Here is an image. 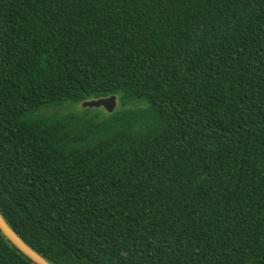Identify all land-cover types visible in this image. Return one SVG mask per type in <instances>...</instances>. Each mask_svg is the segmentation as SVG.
Returning <instances> with one entry per match:
<instances>
[{"label": "trees", "instance_id": "obj_1", "mask_svg": "<svg viewBox=\"0 0 264 264\" xmlns=\"http://www.w3.org/2000/svg\"><path fill=\"white\" fill-rule=\"evenodd\" d=\"M0 214L51 264H264V0H0Z\"/></svg>", "mask_w": 264, "mask_h": 264}, {"label": "water", "instance_id": "obj_2", "mask_svg": "<svg viewBox=\"0 0 264 264\" xmlns=\"http://www.w3.org/2000/svg\"><path fill=\"white\" fill-rule=\"evenodd\" d=\"M117 97L111 96L108 98H100L97 100L86 101L83 103L85 108H100L103 107L108 113H113L117 108ZM0 230L5 235V237L18 248L26 257H28L35 264H51L40 254L29 247L8 225L3 216L0 214Z\"/></svg>", "mask_w": 264, "mask_h": 264}, {"label": "rangeland", "instance_id": "obj_3", "mask_svg": "<svg viewBox=\"0 0 264 264\" xmlns=\"http://www.w3.org/2000/svg\"><path fill=\"white\" fill-rule=\"evenodd\" d=\"M53 108V107H52ZM50 108V109H52ZM58 112L60 114L66 113V112H86L89 115H95V114H101L103 117L106 116V114L108 113L106 111L105 108L100 107V108H84L83 104H66L62 107L56 108V109H52V111Z\"/></svg>", "mask_w": 264, "mask_h": 264}]
</instances>
